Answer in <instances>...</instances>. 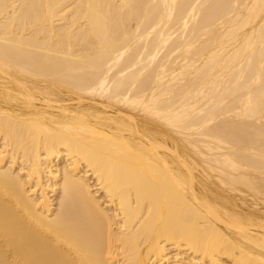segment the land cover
<instances>
[{"label": "bare ground", "instance_id": "1", "mask_svg": "<svg viewBox=\"0 0 264 264\" xmlns=\"http://www.w3.org/2000/svg\"><path fill=\"white\" fill-rule=\"evenodd\" d=\"M0 264H264V0H0Z\"/></svg>", "mask_w": 264, "mask_h": 264}]
</instances>
